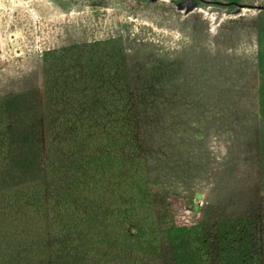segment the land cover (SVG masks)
<instances>
[{"label": "trees", "instance_id": "16d2710c", "mask_svg": "<svg viewBox=\"0 0 264 264\" xmlns=\"http://www.w3.org/2000/svg\"><path fill=\"white\" fill-rule=\"evenodd\" d=\"M254 21L256 217L152 190L127 49L92 39L45 49L42 85L0 95V264H264V8Z\"/></svg>", "mask_w": 264, "mask_h": 264}, {"label": "rangeland", "instance_id": "374dc122", "mask_svg": "<svg viewBox=\"0 0 264 264\" xmlns=\"http://www.w3.org/2000/svg\"><path fill=\"white\" fill-rule=\"evenodd\" d=\"M257 12L185 10L172 0H0V95L42 85L45 49L120 37L152 190L256 217Z\"/></svg>", "mask_w": 264, "mask_h": 264}, {"label": "water", "instance_id": "95a60500", "mask_svg": "<svg viewBox=\"0 0 264 264\" xmlns=\"http://www.w3.org/2000/svg\"><path fill=\"white\" fill-rule=\"evenodd\" d=\"M207 1H209V0H207ZM211 2H213L215 4H219V5L224 4V3H227V2L222 1V0H214V1H211ZM233 3H234L235 6H238V7H248V8L256 9L258 11L260 9L264 8V4H258V3H253V4L239 3V2H233ZM15 43H17V41Z\"/></svg>", "mask_w": 264, "mask_h": 264}]
</instances>
